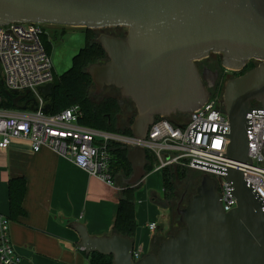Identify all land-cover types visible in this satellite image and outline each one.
<instances>
[{
	"label": "water",
	"instance_id": "obj_1",
	"mask_svg": "<svg viewBox=\"0 0 264 264\" xmlns=\"http://www.w3.org/2000/svg\"><path fill=\"white\" fill-rule=\"evenodd\" d=\"M12 23L126 28L125 37L97 38L108 60L87 72L94 95L115 87L134 104L137 114L130 130L142 140L156 119L189 115L207 102L216 82L201 74L198 62L218 54L224 68L241 72L250 61H258L230 80L223 95V112L230 122L225 157L250 162L248 115L253 101L264 103V0H0V26ZM53 87L50 83L38 91L48 98ZM29 94L17 96L14 108L33 110ZM44 111L49 112V106ZM128 161L133 174L124 185L136 187L148 175V154L140 147L130 149ZM193 165L225 173L237 208L225 211L216 179L205 173L187 205L178 204V232L156 252L136 261L134 239L116 233L91 236L85 225L74 224L79 248L86 254L112 256V264H264V202L258 191L237 167L223 170L196 161Z\"/></svg>",
	"mask_w": 264,
	"mask_h": 264
},
{
	"label": "built area",
	"instance_id": "obj_2",
	"mask_svg": "<svg viewBox=\"0 0 264 264\" xmlns=\"http://www.w3.org/2000/svg\"><path fill=\"white\" fill-rule=\"evenodd\" d=\"M44 26L16 23L0 26V80L8 91L19 95L29 91V106H34L33 110L25 111L0 108L1 151L9 149L14 140H27L34 153L48 148L90 176L114 185L110 146L120 145L129 150L140 147L154 157V171L181 166L214 177L226 212L238 205L229 195L226 174L193 165L194 161L223 170L229 166L241 169L245 180L252 184L264 202V103L253 101L252 113L248 115L250 162L246 164L225 157L230 142L227 137L230 122L223 112L224 90L221 89L212 91L199 110L177 124L165 118L156 119L143 140L81 125L79 106L51 115L44 111L45 97L38 91L53 83L55 74L52 57L42 40ZM156 228V224L150 225L151 231ZM134 258L137 261L140 255L136 252ZM0 261L2 264H23L12 243L10 219L2 215Z\"/></svg>",
	"mask_w": 264,
	"mask_h": 264
},
{
	"label": "crops",
	"instance_id": "obj_3",
	"mask_svg": "<svg viewBox=\"0 0 264 264\" xmlns=\"http://www.w3.org/2000/svg\"><path fill=\"white\" fill-rule=\"evenodd\" d=\"M148 174L136 192L137 233L135 251L153 253L156 236L168 230L169 210L163 200V179ZM27 181L23 201L25 216L10 220V235L23 264H89L79 248L74 224L86 226L91 236L113 233L125 178L118 175L108 185L79 169L48 148L34 153L27 140H14L0 150V215L9 217L8 184L12 178ZM162 186V192H159ZM156 224L155 231L150 225Z\"/></svg>",
	"mask_w": 264,
	"mask_h": 264
},
{
	"label": "trees",
	"instance_id": "obj_4",
	"mask_svg": "<svg viewBox=\"0 0 264 264\" xmlns=\"http://www.w3.org/2000/svg\"><path fill=\"white\" fill-rule=\"evenodd\" d=\"M44 30L45 33L42 36V40L47 52L51 54V49L54 43L56 44V42L62 40L65 33H62V38L57 40L58 38L56 36L50 37L46 26H44ZM85 33L86 43L79 53L74 56L70 69L61 76H58L56 73L54 74L53 94L50 97L45 98L46 106H49L48 113L54 115L72 106H79L82 111V117L79 122L81 125L110 133L132 135L130 126L137 114L136 108L131 111H128L127 109L125 110L121 105L119 98L116 96L104 98L99 102L94 101L92 98V92L95 90V85L87 70L93 64H102L106 62L108 57L103 47L97 42V37H99V35L96 34V30L86 29ZM250 68L253 69L255 66H251ZM223 88L224 87L220 88L221 91ZM0 95L2 97V102L0 103L1 109H15L13 101L19 96V94L6 90V88L0 83ZM27 99H30V96H28ZM124 112L127 115V122L124 127L120 128L117 123L118 116L124 114ZM176 116L184 117V119L189 117V115L184 114H176ZM172 117L167 118V120L173 124H177V122L171 120ZM110 152L112 155L111 173L114 181L116 182L118 175H122L125 179L130 178L133 174V169L128 161L129 149L120 145H111ZM154 162V157L151 154H148V174L154 171ZM191 171L194 170L181 166H169L163 169L161 172L164 198L163 200H157V203L170 211L173 210L174 202L178 197L177 183L182 179H189L188 184L191 186L190 194H195L199 180L202 179V173L198 172L201 176L199 174L198 177H191ZM26 187L27 181L24 177L12 178L9 181L8 193L10 215L8 218L10 220H17L19 217L25 216L26 214L23 209ZM140 187L141 184L136 187L123 185L113 233L132 239L135 238L138 226L136 219V192ZM175 214L176 217L179 218L177 208ZM172 217L171 220H173ZM166 238L167 237L164 238V236L161 235L156 236L153 252L157 251L159 245ZM86 255L89 259V264L113 263L112 256H104L99 253Z\"/></svg>",
	"mask_w": 264,
	"mask_h": 264
},
{
	"label": "rangeland",
	"instance_id": "obj_5",
	"mask_svg": "<svg viewBox=\"0 0 264 264\" xmlns=\"http://www.w3.org/2000/svg\"><path fill=\"white\" fill-rule=\"evenodd\" d=\"M47 28V31L49 32L50 37L51 36H56L59 40V38H62V33H65L64 37L62 40H59L54 43L52 49H51V57L54 65V70L55 73L58 76L63 75L70 67L72 66V61L75 55L79 53V51L84 47L86 43V29L85 28H71V27H62V26H50V25H45ZM103 31H109L110 33H116V34H121L122 37H125L127 34V29L126 28H108V29H102V30H96V34L100 36ZM106 33V32H104ZM98 38V37H97ZM55 41V40H54ZM229 72H233L228 70ZM225 89L223 91L224 95ZM95 90L92 92V98L94 101L99 102L103 100L104 98L110 97V96H116L119 98L120 101L123 102V107L127 109L128 111L135 109V106L131 102L125 101L121 96L120 92L115 89V88H107L101 95H94ZM184 117H173L171 120L175 121L178 123V121L183 120ZM124 120L121 118V122ZM151 176V180L154 178L162 179V172L161 171H153ZM200 173L191 171L190 176L191 177H198ZM201 176V174H200ZM202 177V176H201ZM189 179H182L177 183V199L174 202L173 210H169V215H170V222H169V227L168 230L162 234L161 236L168 237L170 235H175L179 228L181 227L179 223V218L176 217V208L178 207V204L180 202V197L184 194L186 190V186L188 184ZM163 181V180H162ZM201 179L199 180V184L197 187L200 185ZM196 187V188H197ZM159 192H162V186L159 189ZM196 192V190H195ZM191 195V194H190ZM189 195V197H190ZM193 195V194H192ZM188 197V198H189ZM187 198V200H188ZM187 200L183 203L182 207H185L187 205ZM173 214V217H172ZM175 214V216H174ZM171 217L173 220H171Z\"/></svg>",
	"mask_w": 264,
	"mask_h": 264
},
{
	"label": "flooded vegetation",
	"instance_id": "obj_6",
	"mask_svg": "<svg viewBox=\"0 0 264 264\" xmlns=\"http://www.w3.org/2000/svg\"><path fill=\"white\" fill-rule=\"evenodd\" d=\"M104 32H106V33H104ZM103 34L114 36V37L122 36L121 34H116V33L112 34L109 31H103V33H101L100 36ZM258 64H259L258 61L252 60L249 62V64L247 65V67L243 71H241V72H229L226 68L223 67L222 56L218 55V54H211L208 58L198 62L197 67H198L199 71L201 72V74L207 73V76L209 77L210 81L216 82V87L212 90V91H214V90L220 89L222 87H224L223 88V90H224L226 87V84L230 80L242 76L243 74H245L246 72H248L249 70L252 69V68H250L251 66L256 67ZM107 88H115V87H107ZM115 89H117V88H115ZM117 90L120 92L119 89H117ZM120 96H121V93H120ZM123 99L127 102H131L128 99H125V98H123ZM120 102H121V105L123 106V102L122 101H120ZM175 116L176 115H173V117H175ZM121 118L124 119V120H122V122H121ZM126 122H127V115L124 112V114H121L120 116H118V121H117L118 127H120V128L124 127ZM190 187H191L190 184H187L184 194L180 197V202H182V205L190 195Z\"/></svg>",
	"mask_w": 264,
	"mask_h": 264
}]
</instances>
